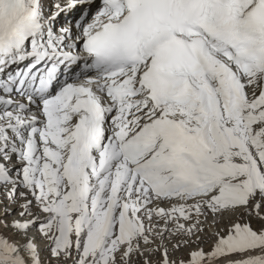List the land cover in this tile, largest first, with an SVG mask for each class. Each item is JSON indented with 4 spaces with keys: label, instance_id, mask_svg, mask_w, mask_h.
I'll use <instances>...</instances> for the list:
<instances>
[{
    "label": "snow or ice",
    "instance_id": "snow-or-ice-1",
    "mask_svg": "<svg viewBox=\"0 0 264 264\" xmlns=\"http://www.w3.org/2000/svg\"><path fill=\"white\" fill-rule=\"evenodd\" d=\"M0 264H264V0H0Z\"/></svg>",
    "mask_w": 264,
    "mask_h": 264
}]
</instances>
